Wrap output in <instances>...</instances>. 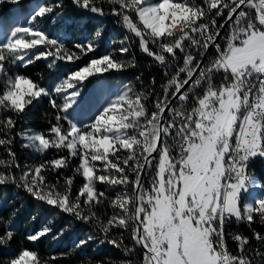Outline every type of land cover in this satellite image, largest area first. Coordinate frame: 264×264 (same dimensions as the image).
<instances>
[{
    "label": "snow or ice",
    "instance_id": "obj_1",
    "mask_svg": "<svg viewBox=\"0 0 264 264\" xmlns=\"http://www.w3.org/2000/svg\"><path fill=\"white\" fill-rule=\"evenodd\" d=\"M71 2L85 14L118 17L117 23L138 38L140 51L165 76L173 74L162 97L154 90L136 92L128 85L113 92L104 74L134 67L135 58L118 60L115 53H108L45 87L42 75L34 80L9 72L41 59L50 71H59L60 62L76 63L95 52L103 30L98 28L91 38L75 43L78 51L66 47L63 29L50 36L41 22L50 18L53 23H67L64 13L55 11L63 8V0L37 3L25 23L0 18V146L9 156L0 159V168L6 169L0 171V185L15 184L76 221L98 225L101 244L123 247L129 255L139 247L143 251L139 264H264V251L249 252L248 237L233 235L238 248L230 251L225 231L233 218L251 224L258 216L264 224V183L247 171L250 161L264 158V0ZM105 3L111 6L109 12ZM126 42L127 35L120 41L121 54L130 51L123 46ZM210 48L216 55L202 64ZM217 76L223 77L219 84ZM85 82L93 84L98 105L88 122L81 120L92 103L84 94ZM152 96L154 110L147 107ZM44 98L56 110V123L50 122L46 132L17 135L37 153L66 149L68 156L26 166V171L14 175L11 169L20 168L11 148L17 120ZM72 158H78L79 164L62 186L59 180L46 181V171L65 169ZM76 175L85 182L73 193ZM98 184L116 192L110 204L119 212L106 222L94 210L106 198L104 191H97ZM13 219L14 215L8 221L0 218L5 224L0 247H9L15 236ZM51 223L26 239L38 242L51 233ZM130 226L132 248L123 245V231L119 239L109 238L113 229L127 231ZM253 237L264 246V234L253 232ZM95 239L89 235L76 247ZM0 264L42 262L37 252L22 249Z\"/></svg>",
    "mask_w": 264,
    "mask_h": 264
},
{
    "label": "trees",
    "instance_id": "obj_2",
    "mask_svg": "<svg viewBox=\"0 0 264 264\" xmlns=\"http://www.w3.org/2000/svg\"><path fill=\"white\" fill-rule=\"evenodd\" d=\"M52 1L53 3L55 2V0ZM103 8L106 12H109L111 6L105 3ZM56 11H62L64 15L70 17L72 20L79 21L84 34L92 36L96 29H102L103 35L107 37L106 39L109 42L108 45L104 44L101 46L103 52H95L93 54L94 56L88 54V56L72 66L73 69L87 63L91 58L108 53H115V58L118 60L124 59L128 61L134 57V67L112 72L109 74V77L113 80L120 79L124 84L132 87L136 92L141 90L150 92L154 90L160 97L163 96V86L167 84L173 73L170 72L168 76H165L164 70L155 64L150 57L140 51L138 38H136L134 34L128 33L125 28L117 23L118 17L114 15L99 16L85 14L74 7L71 0H63V8L56 9ZM73 26H75V23ZM222 34L225 36L227 35V27ZM125 35L129 36V42H126L123 46L128 47L130 51L127 54H121L119 52V48L121 47L120 41ZM74 37L75 35L71 32L69 39L72 41ZM195 54L196 52L193 50V55ZM180 63L182 65V60ZM16 70L21 74L32 77L34 80H40L42 75V83L45 82L47 78H51L55 75V71H50L46 66L45 60L36 61L27 68L17 67ZM174 71L173 69V72ZM153 78H155L154 84L152 83ZM222 79V76H217L215 82L219 84ZM155 98V96L150 97V102L147 104L149 109L154 110V104L151 101H154ZM59 102L58 100V103ZM177 106L179 105L177 104ZM187 107H190V105ZM55 114L56 110L51 107L48 99L44 98L37 103L35 107H32L27 115L17 120L16 128L12 133L13 143L11 148L16 155V162L20 165V168L17 169L13 167L11 169L14 175H20L21 170L26 171V166L30 164L35 166L45 161H51L61 155L68 156L66 151L54 154V151L51 150L44 155L35 156L30 160L28 148L24 146L21 136L17 135V133H20L22 126L29 127L33 132H46L50 126V122L56 123L54 119ZM61 123L66 125L64 121ZM0 159H9L8 153L2 146H0ZM78 164L79 159L72 158L69 167L55 171H46L44 173L46 181L51 184H57L59 180V184H63L65 177L73 176L74 169ZM251 170L258 181L264 183V160L262 158L253 160ZM0 171H6V169L0 168ZM73 179L72 191L76 193L82 185L83 179L79 175L74 176ZM119 190L120 188H117V191ZM97 191H104L106 198L103 199L102 204L96 205L94 210L100 216L101 220L106 222L114 212H119V209H113L110 204V200L115 198L116 192L108 189L106 185L100 184L97 185ZM83 199L82 197L81 201H83ZM13 215L14 219L12 222L16 229L15 236L9 247H0V262L17 256L22 249L37 252L42 264H127L129 260L134 261L135 264H139L143 259V251L139 247L136 248L134 255H129L123 250V247L117 248L108 243L101 244L100 240L103 239V233L99 230L98 225L76 221L74 217L61 213L58 209H54L37 201L25 190L18 188L15 184L9 183L0 185V218H2L3 221H8ZM33 217H35V219H33ZM49 221H54V223L49 224L52 229L50 234L41 238L36 243L29 242L26 239L28 234L39 231L44 225L48 224ZM62 229L66 230L62 235H59ZM4 230L5 224L0 222V232ZM121 231L124 232L123 245L132 248L134 241L131 239V226L127 231L123 229L119 231L113 229L109 238L119 239ZM225 231L226 243L229 250L233 253L237 251L238 242L233 241L232 236L237 234L249 238V252L256 248H260L261 251H264V246H261L260 242L253 237V232L264 234V224L259 221L258 216L254 217V222L251 224L247 222L237 223L233 218L232 222L226 225ZM89 235L96 237V239L89 241L85 246L77 248L76 245L78 242L86 239ZM54 238L57 239L56 242L53 240ZM51 257H59V259L52 260L50 259ZM256 259H259V257Z\"/></svg>",
    "mask_w": 264,
    "mask_h": 264
},
{
    "label": "rangeland",
    "instance_id": "obj_3",
    "mask_svg": "<svg viewBox=\"0 0 264 264\" xmlns=\"http://www.w3.org/2000/svg\"><path fill=\"white\" fill-rule=\"evenodd\" d=\"M153 2H156V1H153ZM37 3L51 4V3H53V1L52 0H21V3L14 4L11 2V0H0V18H2L5 21H8L9 18H16V19H20L21 23H25L26 18H27V14L35 8V5ZM52 15H55V12ZM64 17L67 20V23H65V24L53 23V21L50 18L44 19L41 23H42V26L45 28V30L48 32V34L50 36H55L59 29H63V31L67 34L66 38L64 40L66 47L70 50H75L74 49L75 43L84 42L87 38H91V36L83 33V29H82L81 23H79V21L72 20L70 17H67L66 15H64ZM220 22H222V21H220L218 19V23H220ZM74 23H75V26H73ZM11 26L12 25L9 24V27H11ZM71 32H73V34L75 35V37L72 39V41H71V39H69ZM109 37H110V35H109ZM106 38L107 37L103 35V38L99 43V47L95 50V52H98V51L103 52V50H101V46L104 44L108 45V43H109ZM75 51H78V50H75ZM95 52L89 53V55L90 54L93 55ZM92 55H90V56H92ZM215 55H216V53H215L214 49L210 48L209 53L205 54V57H204L202 64L209 62V57H214ZM101 56H103V55H101ZM101 56H99V57H101ZM95 58H98V57H95ZM41 60H43V59H41ZM75 64H77V62L76 63L60 62V65H59L60 70L55 71V75L52 76L51 78H47L45 80V82L42 83V86L47 87V86H49L50 82H56L58 80V78L65 76L70 71H74L75 69H73L72 66H74ZM16 69H17V67H12L10 72H9V75H11L13 73H17L18 71ZM112 72H115V71H110V72L104 74V76L107 79L108 83L111 85L113 92H115V91H118L119 89H121L122 86L126 85V84H124L120 79H115V80L111 79L109 77L110 76L109 74ZM84 88H85L84 94H85L86 98L92 103L90 104V106L88 108L85 109L84 113L81 115V120H83L84 122H88L90 119H94L95 114H97L98 105H96L94 100H93V84L85 82ZM177 107H179V106H177ZM65 127H67V125H65ZM25 131H28L29 133L33 132L29 129V127H23L22 126L20 133L25 132ZM21 138H22L23 143L25 144L26 141L24 140V138L22 136H21ZM51 150L54 151V154H58L59 152H62V151L67 152L66 149L60 150L59 152L55 149H50L47 152H49ZM28 151H29L30 160H32L35 156L44 155L47 153L46 152L44 154H40V153L33 151L30 148H28ZM257 158H260V157H257ZM257 158H255V159H257ZM262 159L264 160V158H262ZM252 162H253V160L250 161V163H249L250 171H248V172L255 177V175L252 173V170H251ZM29 166H32V164H30ZM26 170H27V168H26ZM84 182L85 181L83 179V183ZM83 183H82V185H83ZM59 185L62 186L63 184L60 183ZM60 190H62V188ZM253 194L255 195V192H253ZM53 240L55 242L57 241L56 238H54Z\"/></svg>",
    "mask_w": 264,
    "mask_h": 264
},
{
    "label": "water",
    "instance_id": "obj_4",
    "mask_svg": "<svg viewBox=\"0 0 264 264\" xmlns=\"http://www.w3.org/2000/svg\"><path fill=\"white\" fill-rule=\"evenodd\" d=\"M222 32H223V30H222ZM205 57V56H204ZM204 57H203V59L201 60V63L203 62V60H204Z\"/></svg>",
    "mask_w": 264,
    "mask_h": 264
},
{
    "label": "bare ground",
    "instance_id": "obj_5",
    "mask_svg": "<svg viewBox=\"0 0 264 264\" xmlns=\"http://www.w3.org/2000/svg\"><path fill=\"white\" fill-rule=\"evenodd\" d=\"M247 171H250V167H249V169H248ZM248 173H249V172H248Z\"/></svg>",
    "mask_w": 264,
    "mask_h": 264
},
{
    "label": "built area",
    "instance_id": "obj_6",
    "mask_svg": "<svg viewBox=\"0 0 264 264\" xmlns=\"http://www.w3.org/2000/svg\"><path fill=\"white\" fill-rule=\"evenodd\" d=\"M225 14H226V13H225ZM218 19H219V18H218ZM249 163H250V162H249ZM249 167H250V166H248V169H249ZM248 169H247V170H248Z\"/></svg>",
    "mask_w": 264,
    "mask_h": 264
}]
</instances>
